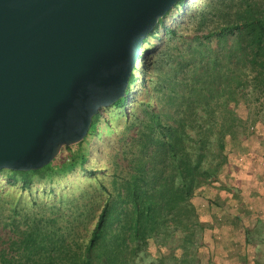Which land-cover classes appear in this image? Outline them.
<instances>
[{"label": "trees", "instance_id": "obj_1", "mask_svg": "<svg viewBox=\"0 0 264 264\" xmlns=\"http://www.w3.org/2000/svg\"><path fill=\"white\" fill-rule=\"evenodd\" d=\"M188 24L192 30L182 37L178 27L188 28ZM167 36L183 38L190 47L189 65L181 77L168 54L163 64L155 58L158 43ZM138 61L143 74L138 76L137 63L126 96L93 118L83 141L62 148L60 157L40 170H0L3 188L19 191L18 203L0 218V264H136L162 222L187 216L198 190L229 165L223 150L228 134L234 136V123L219 118L225 107L222 99L247 92L264 99V0H202L197 4L179 0L145 40ZM153 70L161 79V87L155 85L162 94L158 103L150 90ZM110 108L133 115L142 130L136 140L140 157L115 198L99 170L88 166L90 144L100 135L106 122L103 112ZM214 145L220 149V160L207 167ZM77 169L107 192L108 198L86 238L69 242L45 217L55 208L53 201L44 213L34 209L35 198L22 208L23 214L19 205L36 185L51 184ZM118 200L126 205L120 212ZM113 221H119L115 229Z\"/></svg>", "mask_w": 264, "mask_h": 264}, {"label": "water", "instance_id": "obj_2", "mask_svg": "<svg viewBox=\"0 0 264 264\" xmlns=\"http://www.w3.org/2000/svg\"><path fill=\"white\" fill-rule=\"evenodd\" d=\"M179 0H0V170H40L126 96Z\"/></svg>", "mask_w": 264, "mask_h": 264}, {"label": "rangeland", "instance_id": "obj_3", "mask_svg": "<svg viewBox=\"0 0 264 264\" xmlns=\"http://www.w3.org/2000/svg\"><path fill=\"white\" fill-rule=\"evenodd\" d=\"M191 1L197 4L202 0ZM186 27H178L182 37L192 30L190 24ZM158 45L155 58L163 64L168 54L167 58L175 64L176 75L181 77L189 65L190 47L185 40L167 36ZM140 64L138 61V76L143 74ZM149 79L158 103L162 94L155 85L160 88L161 79L154 70ZM222 101L225 107L219 111V118L234 123V136L228 134L223 150L229 165L223 166L216 178L198 190L190 201L187 216L172 217L160 224L155 237L136 258V264H264V99L247 92L232 93ZM103 114L106 122L90 144L92 155L88 166L99 170L115 198L117 188L140 157L136 140L142 137V130L133 115L126 116L121 110L110 108ZM219 150L213 146L207 167L218 163ZM3 182L0 177L1 221L19 201V191L3 188ZM107 198V192L77 169L51 184L36 185L30 197L20 198L19 209L21 214L25 213L22 208L31 201L36 212L44 213L53 201L55 208L45 214L53 230L69 242H80L86 238ZM117 204V212L126 208L120 200ZM113 222L115 229L119 221Z\"/></svg>", "mask_w": 264, "mask_h": 264}]
</instances>
